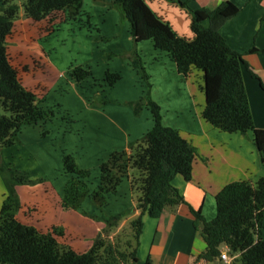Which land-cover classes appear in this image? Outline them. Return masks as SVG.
<instances>
[{"label":"trees","instance_id":"trees-1","mask_svg":"<svg viewBox=\"0 0 264 264\" xmlns=\"http://www.w3.org/2000/svg\"><path fill=\"white\" fill-rule=\"evenodd\" d=\"M82 6L83 0H0V179L5 189L0 206V264H137L143 217L156 219L165 209L185 204L172 180L177 176L186 182L191 180L196 152L177 130L162 124L160 107L150 98L148 77L136 56L131 66L145 82V89L143 97L133 103V111L139 115L148 109L152 128L131 143L128 150L115 151L100 163L94 190L88 187L91 172L80 169L71 155L62 157L68 180L62 190L61 208L79 211L83 201L89 199L100 215L81 212L103 224V236L94 240L86 252L77 253L58 242L63 236L61 229L53 227L43 233L18 220L21 203L16 188L42 180H33L28 172L6 166L1 152L18 143L23 127L51 121L54 113L39 107L42 98L22 84L9 59L7 41L21 11L26 19L45 22L44 34L50 35L61 24L80 22L84 15ZM110 6L119 9L136 44L150 41L157 51L167 54L185 78L193 71L201 74L205 98L202 120L226 134L251 133L264 162V131L254 128L242 80L243 68H249L242 55L231 49L219 33L220 27L237 14V8L226 2L212 11H189L191 37L186 38L173 32L143 0H112ZM205 22L207 27L203 26ZM68 76L80 83L92 78V73L87 67L77 66L68 70ZM120 79L119 73L107 70L102 81L104 86L112 87ZM131 169L136 170L137 176L129 175ZM123 179L129 180L132 192L138 195L135 208L139 215L130 222L128 236L109 240V234L129 214L105 213L107 196L116 193ZM215 206L216 215L210 222L190 209L193 225L205 243L197 260L219 259L221 247H226L232 264H264V239L260 234L264 178L255 183L236 181L224 186L215 196Z\"/></svg>","mask_w":264,"mask_h":264},{"label":"crops","instance_id":"crops-1","mask_svg":"<svg viewBox=\"0 0 264 264\" xmlns=\"http://www.w3.org/2000/svg\"><path fill=\"white\" fill-rule=\"evenodd\" d=\"M143 1L155 16L171 27L173 32L186 38L191 37L189 11L203 9L212 11L226 2L237 8V14L220 27L219 33L231 49L242 55L251 72L249 73V70L243 68V85L254 128L257 131H264V0ZM177 1L184 4V7ZM111 3L112 0L109 4L111 5ZM110 5L106 15H108V19L111 15V28L112 24L115 28V34L111 37L119 39L123 31L126 34L118 48L120 54L127 56L125 60L122 59L124 65L127 70L136 74L137 78L138 72L131 66V61L136 56L139 58L148 77L150 98L160 107L162 124L177 130L196 152L191 180L186 182L179 176L172 180L173 187L179 192L185 204L165 209L156 219L143 217V229L137 248V264H232V257V260L228 262L222 261L220 257L213 261L197 260V257L205 250V243L193 225L194 217L190 209L200 212L202 218L206 222H210L216 215L215 196L224 186L236 181L255 183L260 178H264V162L261 161L254 145L253 136L251 133L245 135L226 134L202 120L201 112L205 106V98L201 90V74L193 71L185 78L177 72L174 62L167 54L157 51L150 41L136 44L130 36L129 25L121 17L119 9ZM19 19L22 21H15L14 26L22 24L25 28L31 27L33 21L23 18L22 12ZM203 26L207 27L208 22H205ZM102 33L104 32L102 31ZM48 36L42 34L35 40L29 41L35 42L29 44V49H26L30 56L23 68L28 73L31 70L30 73H32L34 64L37 63L44 71H36L37 79L34 80L32 88L23 85L35 94L38 93V96L42 98L39 107L51 110L54 116L51 121L40 122L36 126L23 127L19 136L22 141H29V143L38 146L34 154L39 159H43L40 161L42 164L45 160L56 158L57 163L53 165L55 171L59 175L62 172L64 176L62 175L63 178L57 183L59 188L54 187L47 175L41 172H39L41 175L39 178L31 177L33 180L41 179V183L17 187L16 192L21 203L17 218L21 223L32 226L43 233L53 227L61 229L63 236L58 239V242L71 247L77 253H83L91 247L94 240L100 238L103 224L82 214L81 210H63L61 208V194L68 180V175L64 173L62 166L63 155H71L80 169L98 172L100 163L115 151L128 150L131 143L142 138L153 125V121L147 109L142 110L139 115H135L125 94H118V96L114 94L118 97L117 102L105 101L100 107L80 104L77 107L79 109L75 111L66 103L53 106L52 102L48 101V97L49 93L56 88L57 83L65 79L69 84L74 85V81L69 78L68 70L61 66L58 68L57 64L46 56L45 49L40 46L39 41ZM139 46H141L140 49ZM253 49L259 52H250ZM142 55L147 56L145 62H142ZM81 66L93 69L89 62H83ZM103 68L100 69V73H104ZM107 70L119 72L118 66H109ZM45 74L50 75L53 79L56 78L55 83L51 84V81L47 84L44 81ZM90 79L91 84L94 85L95 80ZM47 85H50L49 90H47ZM116 85L117 83L114 86ZM34 86L37 92H35ZM114 86H112V91H114ZM140 90L142 94V89ZM169 107L176 109L169 111ZM181 111L185 120L177 127L172 120H169L170 112ZM181 114L178 113L174 119L179 120ZM141 119L147 126L142 123ZM86 124H89L88 133H84ZM142 126L145 127L142 128ZM147 127L149 128L146 130ZM52 129L55 130L57 137H52L54 134ZM74 133L78 136V140L75 137L66 136L67 134L74 135ZM51 137L53 140H58L60 137V144L49 148L47 143ZM65 137L69 139L70 147H66ZM18 144L19 137L18 143L2 150L1 158L4 164H6L4 151L14 152ZM23 154L29 156L27 152ZM8 165L11 168H17L9 162ZM4 192L5 190L0 184V206ZM111 196L105 205L106 214L129 212V214H133L130 215V220L139 215L135 208L136 201L128 179H123L116 193ZM88 201L90 202L89 199ZM114 203L119 212L114 211L112 205ZM84 212L89 215H100L94 206ZM260 234L264 239V212ZM220 252L228 254L226 247H221Z\"/></svg>","mask_w":264,"mask_h":264},{"label":"rangeland","instance_id":"rangeland-1","mask_svg":"<svg viewBox=\"0 0 264 264\" xmlns=\"http://www.w3.org/2000/svg\"><path fill=\"white\" fill-rule=\"evenodd\" d=\"M110 1L111 0H83L82 11L84 15L83 18H80V22L61 24L57 27V30L51 33L48 37L42 38L39 41L40 46L45 49L46 56L50 57L52 61L57 64L58 68L59 66H61L62 68L69 70L70 68L81 66L83 62H89L93 68L91 69V73L92 78L95 80L94 85L91 84L90 78L80 83H76L74 81L75 86L73 84H69L65 79L60 80L57 83L56 88H54V90L49 93L48 101H51L53 106H59L61 105V103H66L67 106L69 105L73 110L76 111L77 109H79L77 107H79L80 104L100 107V105H103L105 101L111 100L112 102H117L118 94H125L126 98L130 101L129 106H131L133 110V103L137 102L141 97H143L145 82L140 78V76L137 75L136 78V74H133L130 72V70H127V67L124 65V60L125 58H127V56L126 54H120V50H118L120 42H123L122 39H125V32H122V35H120L121 38L119 39L111 37L115 34V28H113V24L111 28V15L109 16V19L108 15H106L107 8L110 5ZM16 21L22 20L18 18ZM45 27V22H32L30 28H25L22 24H16L13 28L12 34L7 41V52L11 64L18 70L19 79L26 87L32 88L34 80L37 79L36 74L38 70L39 72L44 71V69L38 66L37 63L34 64V71L32 73H30L31 70L29 73L26 72L23 67H25V63L30 56L27 53L28 50L26 49H29V44L35 42L29 41L35 40L36 38L42 36V34H44ZM102 31L104 33H102ZM140 47L141 46H139V49ZM146 58V55H142V62H145ZM122 59L124 60L122 61ZM109 66H118V73L121 75L120 81H122H118L119 83L117 82V85L114 86V91L111 90L113 89V87L103 86V84H105L102 81L103 75L105 74V71ZM102 67H104V73L99 72ZM44 81L47 84L52 81L51 84H53L55 83L56 78L53 79V77H51L50 75L45 74ZM88 84L92 86L90 87V85ZM50 85H47V90H49ZM140 89H142V94ZM34 90L35 92H37L35 86ZM114 94H117V96H115ZM145 109L146 108H144L143 110ZM174 109L176 108H168L169 111H173ZM178 113L181 114L182 111ZM178 113L170 112L169 118V120H172L173 124L177 127H179V124L183 123V121L185 120L183 114H181L179 120L174 119L176 118ZM72 117L75 116L72 115ZM57 118L60 117L57 116ZM142 123L146 125V123H144V120H142ZM85 126L86 128H84V133H88L89 124H86ZM152 126L153 125H151L150 128L147 127L146 130L149 128L147 130L149 131ZM144 127L145 126H142V128ZM52 130L54 131L52 137H57L58 135H55V130ZM146 132L144 134H146ZM19 135V144L16 145L14 152L10 150L4 151V159L6 162L5 165L10 167V165H8L9 162L13 166L17 167L15 168L16 170L29 172L33 179L39 178V176H41L39 172H41L42 174L47 175V177L52 181V185L54 187L59 188L57 183L61 181L64 174L60 172L59 175L58 172L56 173L55 171V166L53 165L57 163V159L52 157L48 160L43 161L42 164L40 161H42L43 159H39V157L34 154V151H37L38 146H36V144L29 143V141H22ZM66 136H68L69 138L75 137V139L78 140V136L75 135V133L74 135L67 134ZM52 137L49 138L47 143L49 148H53L54 146L60 144V137L58 138V140H53ZM64 139L66 142V147H70L71 144L69 142V139L67 137H65ZM26 152L29 154V156L23 154ZM51 153L53 154V151ZM129 175L137 176L136 170L131 169ZM97 176L98 172L91 171V177L88 181V187L90 190H93L96 187L98 181ZM0 184L3 186L1 179ZM3 190H5L4 186ZM111 195L107 196V200L112 197ZM137 196L138 195L134 191L133 197L135 201ZM112 205L114 207V211L119 212L115 208L116 204L114 203ZM91 207L93 208L88 199H86L83 201L80 210L87 211ZM130 215L132 216L133 214L131 213L126 215L125 219L119 223L118 228L114 229L109 234V236L107 237L109 240L116 239V237H125L130 234V222L132 221L130 220ZM102 236L103 235L101 231L100 237Z\"/></svg>","mask_w":264,"mask_h":264},{"label":"built area","instance_id":"built-area-1","mask_svg":"<svg viewBox=\"0 0 264 264\" xmlns=\"http://www.w3.org/2000/svg\"><path fill=\"white\" fill-rule=\"evenodd\" d=\"M220 259L222 261H224V262H228V261H231L232 260V258L227 253H221Z\"/></svg>","mask_w":264,"mask_h":264}]
</instances>
